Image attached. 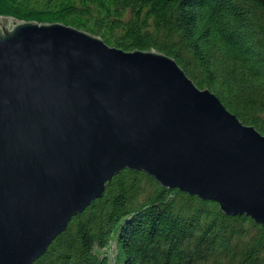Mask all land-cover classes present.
<instances>
[{
  "label": "water",
  "instance_id": "water-1",
  "mask_svg": "<svg viewBox=\"0 0 264 264\" xmlns=\"http://www.w3.org/2000/svg\"><path fill=\"white\" fill-rule=\"evenodd\" d=\"M125 168L264 226V133L173 56L0 16V264H33Z\"/></svg>",
  "mask_w": 264,
  "mask_h": 264
},
{
  "label": "trees",
  "instance_id": "trees-1",
  "mask_svg": "<svg viewBox=\"0 0 264 264\" xmlns=\"http://www.w3.org/2000/svg\"><path fill=\"white\" fill-rule=\"evenodd\" d=\"M1 15L173 56L264 133V0H0ZM33 264H264V226L125 168Z\"/></svg>",
  "mask_w": 264,
  "mask_h": 264
},
{
  "label": "rangeland",
  "instance_id": "rangeland-1",
  "mask_svg": "<svg viewBox=\"0 0 264 264\" xmlns=\"http://www.w3.org/2000/svg\"><path fill=\"white\" fill-rule=\"evenodd\" d=\"M118 252H119V250L116 247V243H113V245L111 246V249L109 251L110 259L112 262H116V259L118 258Z\"/></svg>",
  "mask_w": 264,
  "mask_h": 264
}]
</instances>
